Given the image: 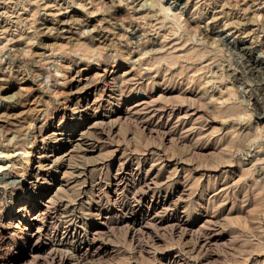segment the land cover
<instances>
[{
	"label": "rangeland",
	"instance_id": "1",
	"mask_svg": "<svg viewBox=\"0 0 264 264\" xmlns=\"http://www.w3.org/2000/svg\"><path fill=\"white\" fill-rule=\"evenodd\" d=\"M35 212L39 262L264 264V0H0V264Z\"/></svg>",
	"mask_w": 264,
	"mask_h": 264
},
{
	"label": "bare ground",
	"instance_id": "2",
	"mask_svg": "<svg viewBox=\"0 0 264 264\" xmlns=\"http://www.w3.org/2000/svg\"><path fill=\"white\" fill-rule=\"evenodd\" d=\"M88 122V121H87ZM87 122L86 121H84L83 123H82V125H86L87 124ZM32 174V173H31ZM27 183V182H26ZM46 192H48V191H45V193ZM137 194V193H136ZM42 198V197H41ZM20 201V200H19ZM41 202H36L35 204H32L30 207H29V211L30 210H32L33 208L34 209H36V208H38V204H40ZM53 205V204H52ZM22 210V208H21V206L20 207H18L17 208V210ZM16 210V211H17ZM25 212H27V210H25ZM37 213L38 212H35L33 215L32 214H28L27 216H26V214H24L23 216H20V215H18V214H15L14 216H13V214H10L8 217H7V219H10V218H14V217H16V218H20V217H24V216H26L27 218L28 217H30V223L29 222H26V220H25V225H24V228H26L27 226L29 227V231H30V233H28V234H26L25 235V244H26V246H28V247H30L31 249L29 250V252H28V248H27V251H26V253L24 254L23 252H21L20 254H16V256H15V258H16V261H13L12 262V264H28V263H30L29 261H31V263H33V264H64L65 262H66V256L64 255H62L61 254V252H59V253H57V251H51V253H47L48 254V257H47V260L49 259V263H48V261L46 260V257H45V261H47V262H42V261H38V254L37 253H35L36 251H35V247L34 246H32V238L35 236L34 235V232H33V230H31L30 229V224H31V222H32V220L35 218V216L37 215ZM25 217V218H26ZM8 224V223H7ZM42 228V227H41ZM35 231H37V230H35ZM40 231V230H39ZM99 232V231H98ZM71 234L73 233L72 231L70 232ZM74 234V233H73ZM37 238H38V236H37ZM36 238V239H37ZM35 241V240H34ZM36 242V241H35ZM53 246V245H52ZM55 249V248H54ZM29 253V254H28ZM63 253V252H62ZM46 254V255H47ZM59 254V255H58ZM25 255H31V260L29 259V260H27V259H25ZM45 255V256H46ZM24 256V258H22ZM40 258V257H39ZM68 258V257H67ZM42 259V258H41ZM70 259V258H69ZM43 260V259H42ZM70 263V262H69Z\"/></svg>",
	"mask_w": 264,
	"mask_h": 264
}]
</instances>
